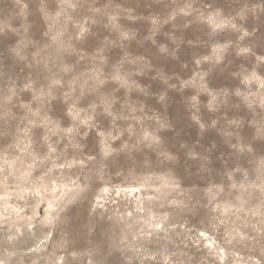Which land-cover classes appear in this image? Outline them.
Returning a JSON list of instances; mask_svg holds the SVG:
<instances>
[{
  "label": "rangeland",
  "instance_id": "1",
  "mask_svg": "<svg viewBox=\"0 0 264 264\" xmlns=\"http://www.w3.org/2000/svg\"><path fill=\"white\" fill-rule=\"evenodd\" d=\"M0 264H264V0H0Z\"/></svg>",
  "mask_w": 264,
  "mask_h": 264
}]
</instances>
